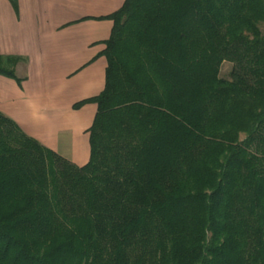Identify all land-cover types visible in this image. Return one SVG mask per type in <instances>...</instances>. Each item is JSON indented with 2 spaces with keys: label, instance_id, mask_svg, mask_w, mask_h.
Listing matches in <instances>:
<instances>
[{
  "label": "trees",
  "instance_id": "1",
  "mask_svg": "<svg viewBox=\"0 0 264 264\" xmlns=\"http://www.w3.org/2000/svg\"><path fill=\"white\" fill-rule=\"evenodd\" d=\"M102 18L105 85L75 104L97 105L86 164L0 111V264H264V0Z\"/></svg>",
  "mask_w": 264,
  "mask_h": 264
},
{
  "label": "crops",
  "instance_id": "2",
  "mask_svg": "<svg viewBox=\"0 0 264 264\" xmlns=\"http://www.w3.org/2000/svg\"><path fill=\"white\" fill-rule=\"evenodd\" d=\"M124 0H0V54L20 57L0 74V111L29 136L82 166L97 105L75 104L105 85L102 54Z\"/></svg>",
  "mask_w": 264,
  "mask_h": 264
},
{
  "label": "rangeland",
  "instance_id": "3",
  "mask_svg": "<svg viewBox=\"0 0 264 264\" xmlns=\"http://www.w3.org/2000/svg\"><path fill=\"white\" fill-rule=\"evenodd\" d=\"M232 66L233 64L229 61L223 62L221 69H220V76L223 78H227L232 69Z\"/></svg>",
  "mask_w": 264,
  "mask_h": 264
}]
</instances>
